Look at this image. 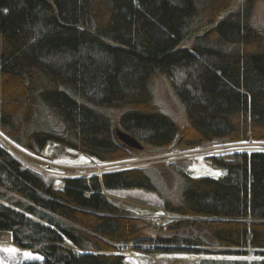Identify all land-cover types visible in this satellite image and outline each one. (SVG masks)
<instances>
[{"label":"trees","instance_id":"trees-1","mask_svg":"<svg viewBox=\"0 0 264 264\" xmlns=\"http://www.w3.org/2000/svg\"><path fill=\"white\" fill-rule=\"evenodd\" d=\"M259 3L0 0V131L41 157L54 143L102 163L130 157L116 128L160 152L264 143ZM160 78L183 122L157 102ZM207 160L224 174L179 171L171 196L141 168L67 177L57 188L0 145V234L43 258L18 264H126L114 252L128 243L152 253L264 256V150ZM137 188L178 218L156 227L105 194Z\"/></svg>","mask_w":264,"mask_h":264},{"label":"rangeland","instance_id":"rangeland-1","mask_svg":"<svg viewBox=\"0 0 264 264\" xmlns=\"http://www.w3.org/2000/svg\"><path fill=\"white\" fill-rule=\"evenodd\" d=\"M258 8V22L264 25V0H260ZM155 95L157 102L164 111L174 116L178 121L183 122L182 109L164 78L157 80ZM0 145L23 163L26 168L43 174L44 178L48 182H52L57 188L63 187V180L67 177L91 176L95 174L101 176L105 172L141 168L148 171L156 179L162 191L168 196L176 192L179 171L193 176L219 177L224 174V170L211 166L207 158L235 152L264 150V143L255 141L218 143L181 152L174 148L160 152L145 146L142 150L131 149L130 157L127 159L112 163H102L89 155L54 143L49 144L42 151L41 154L45 156L43 158L36 154L35 151L16 145L1 131ZM105 194L115 200L120 207L129 210L133 214L154 220L156 227L165 225L178 218V216L164 210L163 199L158 194L144 189H120L105 191ZM9 249L15 251H6ZM114 253L124 255L126 264H201L205 259L241 258L251 261L264 258L263 255L254 251H249L247 255L240 256L152 253L136 249L133 243L126 244V246L116 250ZM29 254L31 255L29 256ZM41 259H43L41 255L16 246L10 234H0V264H18L24 261Z\"/></svg>","mask_w":264,"mask_h":264},{"label":"water","instance_id":"water-1","mask_svg":"<svg viewBox=\"0 0 264 264\" xmlns=\"http://www.w3.org/2000/svg\"><path fill=\"white\" fill-rule=\"evenodd\" d=\"M2 29H3V23L0 17V37H1ZM116 135L117 138L123 143V145L129 149L142 150L144 147L139 140H137L131 134L123 131L120 128H116Z\"/></svg>","mask_w":264,"mask_h":264},{"label":"snow or ice","instance_id":"snow-or-ice-1","mask_svg":"<svg viewBox=\"0 0 264 264\" xmlns=\"http://www.w3.org/2000/svg\"><path fill=\"white\" fill-rule=\"evenodd\" d=\"M6 251H15V250H12V249H9V250H6ZM31 254H29V256H30Z\"/></svg>","mask_w":264,"mask_h":264},{"label":"bare ground","instance_id":"bare-ground-1","mask_svg":"<svg viewBox=\"0 0 264 264\" xmlns=\"http://www.w3.org/2000/svg\"><path fill=\"white\" fill-rule=\"evenodd\" d=\"M263 151V150H262ZM151 258V257H150Z\"/></svg>","mask_w":264,"mask_h":264}]
</instances>
